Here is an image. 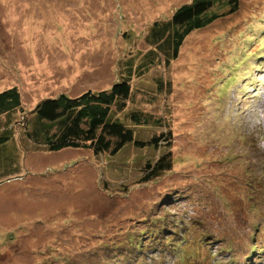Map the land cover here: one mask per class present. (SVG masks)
Returning a JSON list of instances; mask_svg holds the SVG:
<instances>
[{
  "label": "rangeland",
  "instance_id": "374dc122",
  "mask_svg": "<svg viewBox=\"0 0 264 264\" xmlns=\"http://www.w3.org/2000/svg\"><path fill=\"white\" fill-rule=\"evenodd\" d=\"M157 1L0 0V90L16 84L27 113L46 95H75L109 87L119 77L118 60L138 43L137 37L134 43H124L122 21L130 23L144 17L151 22L156 11L158 16L169 18L179 3L188 0ZM156 3L158 8L154 7ZM227 11L228 7L220 10L225 15L208 26L206 33L192 34L184 41L185 51L190 53L194 45V54L197 53L187 60L191 66L184 78V71L177 67L163 74L172 81L173 93L179 88L174 102L178 97L194 102L209 94L211 87L217 89L227 78L231 79L226 90L222 88L220 94L213 91L197 112H201L197 114L199 123L203 122L207 131L219 121L232 128L231 136L218 141L217 155L209 158V150L200 153L193 165L196 168L190 165L181 169L185 170L183 183L174 184L172 179L160 177L151 187L120 193L117 182L132 184L141 177L132 163V154H142L145 148L136 151L129 147L118 153L121 155L114 162L103 154L92 156L87 150L50 153L26 144L29 154L23 161V175L0 184V264H264V0H238L237 10ZM144 24L137 29L146 30ZM196 58L197 65H193ZM198 65L199 75L203 71L205 75L196 80ZM22 71L28 78H21ZM149 77L135 83L140 90L130 106L149 110L154 122L135 129L144 137L153 132L151 129L160 132L164 123H171L178 130L176 123L183 124L184 119L176 117L179 107L168 109L169 96H151L154 84ZM221 78H225L222 83ZM207 79L210 83L203 87ZM182 82L185 84L180 88ZM33 84L36 89L29 92ZM195 103L188 108L182 106L183 113L188 112L186 116L197 117L196 113H189L192 106L197 108ZM21 119L17 113L10 121L12 125H22ZM0 122L3 124L4 120ZM195 124L191 131H196ZM173 127L174 137L169 140L174 146L179 141L176 134L183 132L176 133ZM186 144L179 146L185 148ZM126 165L135 168L125 169ZM221 171L224 175L217 177L224 181L220 185H210L211 179L205 181ZM233 172L245 177L228 178ZM138 195H147L153 202V197H160L161 201L151 205L144 198L152 212L150 218L145 215V220L139 213L134 225L136 234L142 238L149 234L148 222L161 217L172 228L166 230L172 235L165 237L167 243L153 240L142 245L144 259L136 262L125 257L127 240H115L119 248L113 249L104 240L105 233L96 228L109 219L105 217L115 202L121 201L129 209ZM252 203H259L257 209H248ZM55 217L67 223L56 222ZM179 217L181 220L176 221ZM181 221L187 227H182ZM74 228L87 238L97 237L91 241L89 252L84 250L87 240L72 236L55 240ZM181 234L183 240H174L175 235ZM105 245L111 248L106 259L101 256ZM69 257L72 259L65 263Z\"/></svg>",
  "mask_w": 264,
  "mask_h": 264
},
{
  "label": "trees",
  "instance_id": "16d2710c",
  "mask_svg": "<svg viewBox=\"0 0 264 264\" xmlns=\"http://www.w3.org/2000/svg\"><path fill=\"white\" fill-rule=\"evenodd\" d=\"M157 3L154 4L155 8L160 6ZM225 7H228L227 13L236 11L238 0H188L179 3L172 10L169 18L158 16L156 11L150 17L151 22L144 17H139L130 23L123 20L120 27L125 25L122 31L124 43L128 40L134 43L136 37L138 43L136 44L137 47L133 48V51L120 57L118 60L119 77L107 88L98 90L87 89L75 95L66 94L65 92H60L56 96L46 95L36 103L33 110L27 113L22 106L21 90H19L16 84L0 90V120H4L3 124L0 122V161L2 160L0 165H3L2 168L0 166V184L5 180L13 178L20 179L23 175V161L25 155L29 154L24 148L26 144L30 148L33 146L42 147L44 151L50 153L63 151L64 149L87 150L88 153L89 151L92 152V156L103 154L105 159L106 156L107 158L111 157V160H114V162L121 155L118 153L129 147L136 151L145 148L146 150L142 154H132V163L136 164L141 177L132 184L127 183L122 185V182H117L120 193L121 191L128 193L130 188L134 191L136 187H140L141 189L148 185L151 187L160 177L170 178L175 181L174 184L178 181L183 183L181 179L184 181L186 179L184 176L185 170H181L183 167L193 166L195 161L200 159L198 158L200 153L202 154L204 151L209 150L207 152L209 158L216 156L218 151L216 147L220 138L226 139V135L231 136L232 128L226 126L221 121L213 123L207 131L208 127L205 126L206 129L203 122L199 123L201 119L198 115L201 112L197 113L206 105L204 104V100H209L213 91H217V94H220L226 90L225 86H229L231 79L227 78L225 83H222L225 78H221L219 80L222 83L220 87L218 86L217 89L211 87L209 94L196 99L194 102L186 101L183 97H178L174 102L179 88L176 93H173L172 81L170 78L164 77L163 74L168 72L169 68L173 69L174 67H177L181 72L184 71L183 78L186 73L188 74L187 69L191 66V62H186L197 53L194 54V49L196 48L194 45L193 51L190 53L185 51L183 49L184 41L192 34L206 33L208 26L216 21H221L222 16L225 14L220 13V10L225 9ZM163 9L162 11H164ZM142 24H144V27H147L144 31L137 29ZM204 28L205 32L202 31ZM119 51L122 50L119 49ZM197 60L196 58L192 64L197 65ZM198 69V73L194 74L196 80L205 75L204 71L203 75H199L201 72L200 65H198ZM149 75L151 77L148 79L154 84V88L150 90L151 96H155L156 94L169 96L168 100L170 104H168L170 107L168 109L179 107L176 117L181 116L184 118L182 123H188L184 124L185 126L180 124L181 122L176 123L178 130H181L183 133L173 127L171 123H164L160 132L151 129L153 132H150L149 136L145 137L140 135L137 129H135L137 126H150L154 122L152 115L148 113L149 110H145L143 107L134 108L130 106L135 101L133 97L137 93L136 91L140 90L135 83L142 82V79ZM198 76L200 77L198 78ZM21 78H28V76L22 71ZM185 82H182L180 88ZM209 83L210 80L207 79V82L202 85L205 87ZM34 86V84L29 86L28 91L36 89V87L33 88ZM177 103L179 106L176 105ZM193 103H195V106H198L197 108L192 106L189 113H196L197 117L195 118L186 116L188 112L186 110V113H183L184 107H182L187 105L188 108V105ZM17 113L22 115V119L19 121L22 125H12L13 121H10L11 118L14 119ZM205 120L207 122V118ZM195 121L197 122V126H195L196 131L194 132V130L191 131L190 129L193 127L191 126L192 124L196 125ZM172 127L176 133H181V135L176 134L179 136V141L174 146L169 140L174 137ZM197 130L200 131V136H198ZM210 132H213V134H210ZM192 137L193 139L191 140ZM198 139L201 141H195ZM203 143H206V145H202ZM180 144H186L185 148H181ZM9 166L10 169H7ZM133 167V165H126L125 169ZM166 174H177L178 176L172 177ZM222 175H224V171L215 172L213 173L214 177H207L205 181L211 179V182H208L210 185H220L224 179L217 176ZM234 175L245 177L242 174L236 175L233 172L228 178L234 177ZM21 181L24 182V179ZM225 183L227 184L226 181ZM246 183L248 186L247 180ZM241 186V190L244 191V186L242 184ZM162 195L168 196L169 194L168 192H162ZM145 197L147 198V195H138L135 202L131 201L132 204L129 205V209H126L121 201L115 202L110 208V215L105 217L109 219L104 220L96 228L97 231L105 233L104 237L106 238L104 240H107L113 249L119 248L114 244L115 240H127L129 244L124 247L126 252L125 257L130 260L134 259L136 262L144 259L142 245H147L153 242V240L167 243L165 237L172 235L166 232V230L171 231L172 228L161 217L151 219L152 221L148 222L150 226L149 234H146L143 238L140 236V233L136 234L137 228L134 225H137L135 219L139 217V213L143 215V219L145 220L147 218L145 215L149 214L150 218V213L152 212V206L147 203V200L144 199ZM153 198L154 202L152 198H147L151 205L159 200L161 201L160 197ZM83 203L84 200L82 201ZM258 204H247L248 209L250 206L257 209ZM263 207L264 202L262 210ZM124 209L128 210L127 214H125ZM141 209L143 210L140 212ZM55 220L63 225L67 223L57 217H55ZM180 220V217L176 219V221ZM181 222L182 227H187L186 222ZM153 224H156V226H153ZM162 233L166 235H162ZM69 236L74 237L75 240H83V242L87 240L84 250L88 252L90 251L91 241L97 240L96 236L91 235L87 238L85 234H79L75 228L74 231L63 236L62 239L56 238L55 240H68ZM203 237L205 238L206 235ZM177 239L183 240L184 236L182 234L175 235L174 240ZM105 246V250L101 253L104 259L107 257L106 252L111 250L108 245ZM79 251L78 248V256H80ZM258 251H260L259 248ZM68 259L65 263H69L72 258L69 257ZM85 264L93 263L85 262Z\"/></svg>",
  "mask_w": 264,
  "mask_h": 264
}]
</instances>
